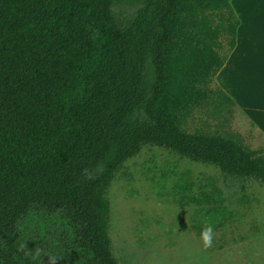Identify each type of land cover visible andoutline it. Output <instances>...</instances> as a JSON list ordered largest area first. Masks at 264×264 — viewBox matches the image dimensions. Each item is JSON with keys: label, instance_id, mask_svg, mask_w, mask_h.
<instances>
[{"label": "trees", "instance_id": "trees-1", "mask_svg": "<svg viewBox=\"0 0 264 264\" xmlns=\"http://www.w3.org/2000/svg\"><path fill=\"white\" fill-rule=\"evenodd\" d=\"M239 24L231 0H0V264H119L108 191L147 146L264 184L215 83ZM170 177L222 239L215 178Z\"/></svg>", "mask_w": 264, "mask_h": 264}, {"label": "rangeland", "instance_id": "rangeland-1", "mask_svg": "<svg viewBox=\"0 0 264 264\" xmlns=\"http://www.w3.org/2000/svg\"><path fill=\"white\" fill-rule=\"evenodd\" d=\"M231 3L240 21L237 41L240 42L241 53L246 58L252 55L254 61L260 63V68H243L253 70V73L246 71L240 76L248 84L250 82L251 90L239 83L235 85L234 73L227 76V83L220 84L229 91L235 88L236 93L233 91L231 96L237 103L264 108V0H231ZM251 23L255 25L250 27ZM248 38L256 41L257 51L246 49L249 41H243ZM234 128L244 133L254 148H264V129L257 123H249L240 110L235 112ZM184 170H190L197 182L209 176L215 178L226 204L237 211L238 219L226 227L225 244L234 245L251 232L253 223L249 212L263 210L264 184L228 178L213 165L181 159L162 148L144 147L126 161L123 171L108 191L110 233L120 264H150L148 249L153 243L159 242L167 247L175 240L185 242L192 235L186 219L188 211L174 207L165 199L174 198L170 176L175 171Z\"/></svg>", "mask_w": 264, "mask_h": 264}, {"label": "crops", "instance_id": "crops-1", "mask_svg": "<svg viewBox=\"0 0 264 264\" xmlns=\"http://www.w3.org/2000/svg\"><path fill=\"white\" fill-rule=\"evenodd\" d=\"M254 25L255 24L251 23L250 27H253ZM248 41L249 46H246V49L253 52L257 51L256 44H254L256 41H250L248 38L244 39L243 43H247ZM239 44L240 42L237 41L236 37V45L234 49L229 53L226 62L215 76V83L221 86L230 96L233 95V91L234 94L236 93L235 88L230 89L228 87L230 90H232L229 91L223 87L220 82H222L224 85L227 83V76L231 73H234L236 77L235 85L239 83L244 88L251 90L248 86L250 85V82L248 84L247 80L241 78L240 76L246 73V71L253 73V70H243V68H260V63L254 61L252 55L246 58L245 55L241 53L242 48ZM217 76L220 77V80H217ZM232 99L235 101V97H232ZM235 103L236 110H240L247 117L249 123H257L261 126V128L264 129V108L252 107L241 102V104H239L237 101H235ZM254 110L256 113H254ZM165 199L174 207L188 211L189 214H187L186 219L187 224L191 229L192 235L188 236V241L186 240L185 242H182L175 240V243L173 242V244L168 245L167 247L159 244V242L153 243L148 249V253L150 255V264H264V204L262 207L263 210H254L249 212V219L253 223L251 232L248 233L246 237L240 238V240L234 245H228L225 244L226 227L231 222L238 219V214L225 226L223 230L224 236L222 239H219L217 236L211 235L210 233L198 235L195 233L190 223V218L194 211L193 207L180 206L175 201V198ZM110 228L109 234L111 237ZM217 243H220V245L216 246ZM111 247L114 253L112 238Z\"/></svg>", "mask_w": 264, "mask_h": 264}]
</instances>
